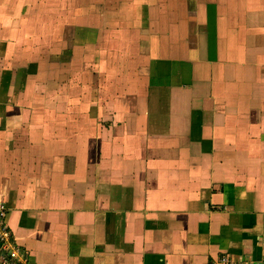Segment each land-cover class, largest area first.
Returning a JSON list of instances; mask_svg holds the SVG:
<instances>
[{"label": "crops", "instance_id": "0c3cea01", "mask_svg": "<svg viewBox=\"0 0 264 264\" xmlns=\"http://www.w3.org/2000/svg\"><path fill=\"white\" fill-rule=\"evenodd\" d=\"M0 197L28 264L264 259V0H0Z\"/></svg>", "mask_w": 264, "mask_h": 264}, {"label": "built area", "instance_id": "2783aa9c", "mask_svg": "<svg viewBox=\"0 0 264 264\" xmlns=\"http://www.w3.org/2000/svg\"><path fill=\"white\" fill-rule=\"evenodd\" d=\"M8 206L0 197V262L1 264H28L27 252L15 241L7 223ZM207 264H264V259H236L227 253L213 258Z\"/></svg>", "mask_w": 264, "mask_h": 264}]
</instances>
